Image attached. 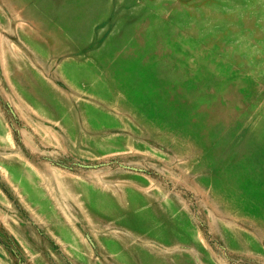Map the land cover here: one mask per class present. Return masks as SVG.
<instances>
[{
	"label": "rangeland",
	"instance_id": "obj_1",
	"mask_svg": "<svg viewBox=\"0 0 264 264\" xmlns=\"http://www.w3.org/2000/svg\"><path fill=\"white\" fill-rule=\"evenodd\" d=\"M0 264H264V0H0Z\"/></svg>",
	"mask_w": 264,
	"mask_h": 264
}]
</instances>
